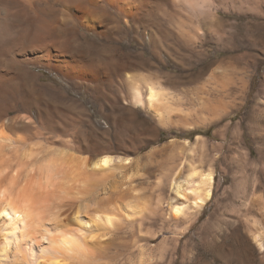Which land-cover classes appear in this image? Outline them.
Listing matches in <instances>:
<instances>
[{
    "label": "bare ground",
    "instance_id": "6f19581e",
    "mask_svg": "<svg viewBox=\"0 0 264 264\" xmlns=\"http://www.w3.org/2000/svg\"><path fill=\"white\" fill-rule=\"evenodd\" d=\"M163 1L0 0V264H100L107 256L105 231L148 209L146 197L123 187L130 156L79 154L65 137L38 131L34 115L46 128L59 130L69 90L86 86L97 92L117 83L129 90L128 104L163 125L174 124L177 96L163 86L174 76L155 70L153 61L159 57ZM149 27L154 42L149 53L132 49L128 37L143 45ZM33 68L56 71L64 83L42 80L43 73ZM184 146L195 143L185 139ZM182 171L181 164L169 180L174 217L187 207L202 211L216 182L210 168H191L180 180ZM238 247L242 264H264V226H254Z\"/></svg>",
    "mask_w": 264,
    "mask_h": 264
},
{
    "label": "rangeland",
    "instance_id": "374dc122",
    "mask_svg": "<svg viewBox=\"0 0 264 264\" xmlns=\"http://www.w3.org/2000/svg\"><path fill=\"white\" fill-rule=\"evenodd\" d=\"M168 1L160 10L159 57L153 61L155 70L174 76L163 86L177 96L178 122L163 125L128 104L129 90L116 83L97 92L69 90L62 128H46L36 114L35 126L47 136L65 137L79 154L132 158L123 187H134L149 207L105 231L107 256L100 264H137L139 257L144 264H242L239 241L264 226V0H205L204 13L201 0H174L173 9ZM149 30L143 45L128 37L132 49L149 53ZM33 69L42 80L64 83L56 71ZM100 95L109 96L112 106ZM100 104L106 105L103 112ZM121 138L132 143H118ZM185 139L195 146L185 147ZM181 164L180 180L196 167L213 169L216 182L202 211L187 207L174 217L169 180Z\"/></svg>",
    "mask_w": 264,
    "mask_h": 264
}]
</instances>
